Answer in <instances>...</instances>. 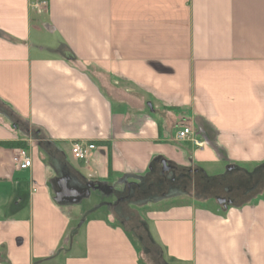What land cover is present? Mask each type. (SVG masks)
<instances>
[{"label": "crops", "instance_id": "crops-1", "mask_svg": "<svg viewBox=\"0 0 264 264\" xmlns=\"http://www.w3.org/2000/svg\"><path fill=\"white\" fill-rule=\"evenodd\" d=\"M184 127L204 147L177 141ZM217 165L263 178L264 0H0V264H264V200L244 205L257 183L216 210L148 212L149 261L130 232L129 202L167 184L203 200ZM90 183L118 198L107 214L82 205Z\"/></svg>", "mask_w": 264, "mask_h": 264}, {"label": "rangeland", "instance_id": "rangeland-1", "mask_svg": "<svg viewBox=\"0 0 264 264\" xmlns=\"http://www.w3.org/2000/svg\"><path fill=\"white\" fill-rule=\"evenodd\" d=\"M35 17V16H34ZM247 171H250L253 169V166H246L244 167ZM205 174L208 176V182H206V186L203 189V192H201L199 189H197L196 195H200L202 193L205 194V198L203 200H199L198 198L196 199L195 197H191V193L189 192V189L187 188H183L182 190H184V193H179V195L173 196V192L179 189H175L174 185L172 184H167L168 190H163V191H167L169 193L168 198L169 199H161L159 197H155L154 195H157V191H149L146 195L145 200L142 201H134V202H129V206L127 207V211H124V215L125 218L127 220L128 225L130 226V232L132 233V235H134L136 241H138V243L140 244V246H148V242L145 239V229H143L142 227V223L143 220L146 217V214L148 212H154L160 209H163L161 207L167 205L169 206H176L178 204H182V203H188V204H193V205H197L199 207H203V208H208L211 210H216L218 207L217 205V198H219V193L220 194H224L223 196H227L228 199H230L231 201L234 202V200H237L238 198H240L241 195H244L245 193H247L250 189V187L255 186L256 183L258 184L259 189H264V183L263 181H261V179L264 180V174H263V178H251L250 176H238V177H234L232 175H229L230 177H232L234 179V183L232 184V192L230 191V189L224 188V185L222 183H226V181H230V177L228 176V172L226 170V168L223 165H217L214 167H208L205 168ZM166 173H169L167 177L171 176V171H166ZM264 173V172H263ZM221 176L219 182L214 183L213 182V178L215 176ZM172 177V176H171ZM227 179V180H226ZM238 179V181H237ZM223 185V186H222ZM237 185V186H236ZM208 186V187H207ZM234 186V187H233ZM200 188V187H199ZM173 191V192H171ZM106 189H102V190H97L95 192H90V195L87 197H84L85 199L83 200L82 205L85 206V208L87 209L90 206H99V209L97 212H93L94 214H107L108 213V209L109 206L115 204L118 201V198L113 196V195H108L106 194ZM150 195V196H149ZM158 196V195H157ZM232 198V199H231ZM168 200V201H167ZM257 200H264V192L260 193L259 196L255 199L252 198L251 200H249L248 202L244 203V205H253L257 202ZM235 204V203H234ZM233 205V204H231ZM93 213H91V215H93ZM115 215L112 214L111 218H114ZM130 221L133 222L136 226H131L130 225ZM149 222V219H146V222ZM81 223V221L77 224H74L73 227L75 228L76 226H79ZM153 224V223H151ZM153 228V225H152ZM165 250V254H166V260H169V256L167 255V251H169V249H166V247H164ZM151 251V255L153 256L152 260H156L157 257V253L155 250H150ZM148 253L144 251V258L145 260L149 261V259L147 258ZM172 259V258H171ZM169 262V261H168Z\"/></svg>", "mask_w": 264, "mask_h": 264}, {"label": "built area", "instance_id": "built-area-1", "mask_svg": "<svg viewBox=\"0 0 264 264\" xmlns=\"http://www.w3.org/2000/svg\"><path fill=\"white\" fill-rule=\"evenodd\" d=\"M46 2L35 1L32 3V8L41 13L46 7ZM176 140L179 142L192 141L198 147H204L205 143L198 141L195 138V132L190 127H184L178 131ZM71 153L76 160L87 161L90 159L92 153L97 149L94 143L88 141H73L71 142ZM14 162L18 170H28L33 166V160L25 149H20L14 158Z\"/></svg>", "mask_w": 264, "mask_h": 264}, {"label": "water", "instance_id": "water-1", "mask_svg": "<svg viewBox=\"0 0 264 264\" xmlns=\"http://www.w3.org/2000/svg\"><path fill=\"white\" fill-rule=\"evenodd\" d=\"M163 165L165 166V170H167L168 168L166 167V162L163 163ZM105 185H95L93 183L88 184V192H90V190L93 191H97V190H102L104 188ZM225 199H218L219 203H225ZM84 223V221L81 222V224Z\"/></svg>", "mask_w": 264, "mask_h": 264}, {"label": "trees", "instance_id": "trees-1", "mask_svg": "<svg viewBox=\"0 0 264 264\" xmlns=\"http://www.w3.org/2000/svg\"><path fill=\"white\" fill-rule=\"evenodd\" d=\"M15 146H17L18 148H21V149H26L27 148V145L25 142H19V143H16ZM110 175H111V172H110ZM145 239H146V236H145ZM141 247L144 249V251H148L147 249V246H142ZM1 254V253H0ZM4 264H8L7 261H3Z\"/></svg>", "mask_w": 264, "mask_h": 264}]
</instances>
